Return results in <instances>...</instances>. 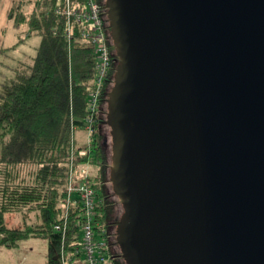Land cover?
<instances>
[{"label":"water","instance_id":"obj_1","mask_svg":"<svg viewBox=\"0 0 264 264\" xmlns=\"http://www.w3.org/2000/svg\"><path fill=\"white\" fill-rule=\"evenodd\" d=\"M105 5L126 264H264V0Z\"/></svg>","mask_w":264,"mask_h":264},{"label":"trees","instance_id":"obj_2","mask_svg":"<svg viewBox=\"0 0 264 264\" xmlns=\"http://www.w3.org/2000/svg\"><path fill=\"white\" fill-rule=\"evenodd\" d=\"M96 1L105 10L111 60L100 87L97 110L92 114L87 109V99L96 86L94 49L81 40L80 26L75 22L72 35L66 36V18L55 12L60 0H34L29 10L20 0L7 13L14 28L25 27L29 35L40 37V44L32 63L16 73L5 92L0 93V245L12 248L30 237L45 238L46 264H59L60 246L70 250L79 239L76 212L68 215L64 233L54 230V225L62 219L72 126L83 127L89 115L87 145L80 147L73 142L75 162L90 167L88 179L101 199L96 215L99 230H106L108 221L114 218L107 185L109 163L101 130L108 108L100 106L107 101L118 59L106 0ZM71 2L77 4L82 0ZM81 148L86 152L79 156ZM21 211L36 212L40 222L22 229L7 227L5 214Z\"/></svg>","mask_w":264,"mask_h":264},{"label":"built area","instance_id":"obj_3","mask_svg":"<svg viewBox=\"0 0 264 264\" xmlns=\"http://www.w3.org/2000/svg\"><path fill=\"white\" fill-rule=\"evenodd\" d=\"M55 12L61 13L66 18V36L72 35V24L80 26L79 34L83 41L93 46L95 53V88L90 91L87 99V109L90 114L98 107L100 87L106 78L110 68V47L107 43L105 31V10L96 0H82V3L74 4L71 0H60L55 7ZM91 115L85 119L84 128L90 132ZM72 126V130H73ZM74 138L71 135V152L67 164V176L65 182V196L61 204V221L54 225V230L64 233L66 220L71 212L79 216L76 226L79 232L77 244L67 250L61 245L59 250V264H109L111 247L105 229L99 230V222L96 220L98 206L101 199L95 195L91 182L88 179V164H76L73 153ZM88 143V142H87ZM75 151V150H74ZM85 148L78 150L82 156Z\"/></svg>","mask_w":264,"mask_h":264},{"label":"rangeland","instance_id":"obj_4","mask_svg":"<svg viewBox=\"0 0 264 264\" xmlns=\"http://www.w3.org/2000/svg\"><path fill=\"white\" fill-rule=\"evenodd\" d=\"M18 1L20 0H0V93L5 92L6 87L15 77L16 73L25 70L28 64L32 63V59L40 44V37L38 35H29L25 27L16 29L12 26L11 21L8 20V10L11 6L17 4ZM21 1L24 2V8L26 10H29L34 2V0ZM107 104V101H103L100 106L101 109L105 108ZM105 118L106 120L101 125V130L103 131L102 133L104 136L103 140L106 149L107 162L110 164L113 157V131L111 129L113 124L111 121L110 123L112 125L108 122V117L105 116ZM73 138L75 145L85 147L89 138L88 132L84 127L76 126L73 129ZM88 171L90 172L89 166ZM107 185L109 188V184ZM115 197L116 200H118V197ZM118 205H120V208ZM116 206H118L116 209L117 214H123L124 210L121 203L116 204ZM38 222H40V219L36 212H11L4 216V223L9 228L22 229L24 227H30ZM114 248L117 250V247ZM36 249H39V247L37 246Z\"/></svg>","mask_w":264,"mask_h":264},{"label":"crops","instance_id":"obj_5","mask_svg":"<svg viewBox=\"0 0 264 264\" xmlns=\"http://www.w3.org/2000/svg\"><path fill=\"white\" fill-rule=\"evenodd\" d=\"M37 246L39 249H36ZM46 260L47 240L45 238L30 237L19 241L12 248L0 245V264H46Z\"/></svg>","mask_w":264,"mask_h":264},{"label":"flooded vegetation","instance_id":"obj_6","mask_svg":"<svg viewBox=\"0 0 264 264\" xmlns=\"http://www.w3.org/2000/svg\"><path fill=\"white\" fill-rule=\"evenodd\" d=\"M115 73H116V71H114V74ZM111 85H112V87L113 86L115 87L114 80L111 83ZM117 88H121V87L116 86V89ZM107 184H109V189L111 192V200H112V204H113L112 210H113V217H114L108 221L109 225L106 227V232L108 235L109 243L110 244L112 243L111 247L113 248L112 249L113 251L111 252L110 259H109V264H125V260L120 253V249L118 247V242L116 239L117 233H118L119 218L121 216L120 214H117L116 209L118 208V206L120 208V205L116 206V204H118L119 201L116 200L115 196H117V195L115 193H113V191H112V187H113L112 182L109 180V182ZM114 247H117V250Z\"/></svg>","mask_w":264,"mask_h":264}]
</instances>
